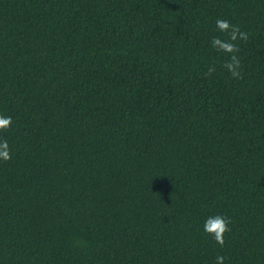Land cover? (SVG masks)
<instances>
[{"label":"trees","instance_id":"1","mask_svg":"<svg viewBox=\"0 0 264 264\" xmlns=\"http://www.w3.org/2000/svg\"><path fill=\"white\" fill-rule=\"evenodd\" d=\"M0 114V264H264V0H0Z\"/></svg>","mask_w":264,"mask_h":264},{"label":"clouds","instance_id":"2","mask_svg":"<svg viewBox=\"0 0 264 264\" xmlns=\"http://www.w3.org/2000/svg\"><path fill=\"white\" fill-rule=\"evenodd\" d=\"M216 29L222 34H226L227 38L222 39L220 36L213 37L211 40L212 47L229 57L225 61L223 67L230 73L233 79H241L240 71L241 63L237 55L240 51L239 41H246L248 34L242 31L239 26L232 24L224 18H219L215 21ZM215 72L214 66L208 67V75ZM13 124L12 117L0 114V132H6ZM12 159L11 150L7 139L0 138V161L8 162ZM230 219L222 215L209 216L204 225L203 230L207 235H210L215 243L223 248L225 234L230 232ZM225 257L217 255L215 264H224Z\"/></svg>","mask_w":264,"mask_h":264}]
</instances>
